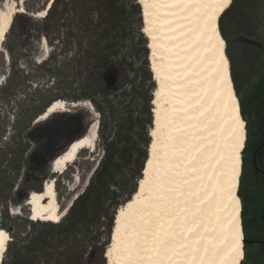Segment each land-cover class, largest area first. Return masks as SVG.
Wrapping results in <instances>:
<instances>
[{
  "label": "bare ground",
  "instance_id": "6f19581e",
  "mask_svg": "<svg viewBox=\"0 0 264 264\" xmlns=\"http://www.w3.org/2000/svg\"><path fill=\"white\" fill-rule=\"evenodd\" d=\"M26 1L0 10V46L14 15L24 13ZM231 1L137 2L155 84L152 128L136 193L115 215L106 264L242 261L237 190L245 131L218 29ZM45 14L38 12L35 18ZM66 112L65 103L55 102L37 123ZM96 143L94 121L84 137L54 160L51 174L67 173L83 151L94 152ZM24 207L33 223L57 225L67 212L56 203L53 181L40 193H31ZM9 241L0 228V264Z\"/></svg>",
  "mask_w": 264,
  "mask_h": 264
},
{
  "label": "trees",
  "instance_id": "16d2710c",
  "mask_svg": "<svg viewBox=\"0 0 264 264\" xmlns=\"http://www.w3.org/2000/svg\"><path fill=\"white\" fill-rule=\"evenodd\" d=\"M137 2L55 0L42 19L43 36L52 50L38 67L46 70L47 80H58L57 84L70 79L73 73L78 78L83 77L77 97L64 98L68 103L89 101L93 105L100 116L98 137L102 142L103 155L87 189L72 203L59 224L11 219L4 213L1 229L10 235V241L1 264H97L100 260L103 264L97 234L101 228L100 221L110 219L112 222V213H109L114 206L112 203L119 197L120 201L115 205L121 207L136 193L150 144L145 127L152 122L149 114L152 97L144 95V89L149 83L147 89L153 90L154 83L147 71V41L142 34L141 11ZM248 3L252 6L236 12H229V7L225 18L220 21L219 31L226 44L232 73L231 43L243 38L260 41L263 45L261 51L251 58L258 59L261 77L264 70V29L255 28L264 25L261 16L264 3L260 0ZM25 7L28 10L27 4ZM224 20L226 26L222 22ZM249 21L253 29H236ZM7 51L11 56V48L7 47ZM247 56L251 54L247 53ZM15 68L13 63L11 77L7 78L8 85H5L7 88L2 89L7 98L17 93L18 84L12 85L14 76L19 75ZM122 75H128L130 79L118 87V79ZM78 78L75 79L79 81ZM259 88L254 87L251 92L252 104L261 102L262 96H255ZM49 96L39 94L11 121L13 133L11 144H8L11 150L3 163H7L6 168L10 167L13 187L20 178L26 153L31 148V124L54 102ZM9 122L2 123L3 127ZM92 226L95 230L93 238L90 237Z\"/></svg>",
  "mask_w": 264,
  "mask_h": 264
},
{
  "label": "flooded vegetation",
  "instance_id": "af4514ba",
  "mask_svg": "<svg viewBox=\"0 0 264 264\" xmlns=\"http://www.w3.org/2000/svg\"><path fill=\"white\" fill-rule=\"evenodd\" d=\"M248 2L232 0L229 12H236L243 7L252 6ZM249 22H246L243 27H236V29H253L251 22ZM262 24H264V20ZM259 28L258 25L255 29ZM259 42L257 38L237 39L235 46L239 48L237 55H239L240 61H236L234 64L233 60V83L245 122L244 129L246 130L237 193L241 207L240 222L243 242V256L240 264H264V104L263 102L252 104L251 102V92L254 87L260 86L259 90L255 92V96L261 95L264 97V70L260 77L259 61L251 58L256 57L258 52L261 51L263 45ZM247 53H250L251 56H247ZM241 73L243 74L241 75ZM77 95L78 92H72L69 97L76 98ZM76 103H82V101ZM74 116L78 118V125L71 128L70 132L65 134L53 146H49V141L51 136L55 134L56 127L67 123L71 117L66 115L54 116L42 123H37L35 119L36 122L30 131L32 136L29 134L31 148L26 153V161L20 172V178L14 187L10 167L6 168L7 163H3L5 157L0 151V223L4 213L8 214L10 212L13 195L16 196L15 203L19 204L24 203L29 194L28 191L42 190L41 183L47 179L45 172L50 171L51 174V161L61 152L68 141L85 135H83V117L77 114H74ZM0 148H2L1 144ZM5 149L7 155L8 145ZM62 186L63 184L56 185V191H62Z\"/></svg>",
  "mask_w": 264,
  "mask_h": 264
},
{
  "label": "rangeland",
  "instance_id": "374dc122",
  "mask_svg": "<svg viewBox=\"0 0 264 264\" xmlns=\"http://www.w3.org/2000/svg\"><path fill=\"white\" fill-rule=\"evenodd\" d=\"M18 1L19 0H0V10L3 8V6L5 5L8 6L9 3H14L16 5ZM48 1L49 0H28L27 2L23 3L21 10H23L24 13L14 15V17L12 18V22L9 27L8 33L6 34L4 42L2 44V49L0 53V144L2 148H0V151L2 152V155L4 157L6 155L5 145L11 144L10 139L12 138V133H13L12 128H11L12 126L11 121L13 120L14 117H16V115H18L20 109L23 106H25L28 102L33 100L39 94H46L47 96L50 95L49 97L53 98L54 100L53 103L55 102H67L68 103L69 101H67L66 98L64 97H69V95L72 92H79L77 91V89L80 86L79 84L82 83L83 77L78 78V75L73 73L70 79L61 80V82L57 84L58 80L57 81H53V79L47 80V76L45 75L46 70L39 69L38 67L47 60L49 53L52 50L47 45V42L43 36L44 32H43L42 25H41V21L43 18L42 19L35 18V15L38 12H42L44 10ZM260 1L264 3L263 0H260ZM25 4H27L28 10L25 7ZM140 11H141V8H140ZM261 16H263L264 18V12ZM222 18H225V13L218 20V29H220L221 27L222 23H220V21ZM222 22L226 26V21L224 20ZM142 28H143V22H142ZM261 28L264 29V25L263 26L261 25L259 29ZM231 44L234 47L232 48V46H230L229 51L233 57L234 64H235L236 61L238 62L240 61V57L239 55H237L239 48L235 46V41H233ZM55 45L57 44L55 43ZM7 47L11 48L12 50L11 56L9 55V52L7 51ZM146 49H147V45H146ZM224 52L226 55V44H225ZM148 57H149V52H148V56L146 60L148 64L147 71L149 72L151 76V81L153 82L152 75L150 73L149 63H148ZM13 63L16 64L15 70L19 71V75L14 76L15 79L12 82V85L18 84V88H17V93L14 96L7 98L6 94L3 93L2 89L3 87L7 88V86L5 85L7 84V78L11 77L10 69ZM231 66L232 64L229 63L230 79H231L234 94L236 96L233 78L231 74L232 73ZM242 74L243 73H241V75ZM75 78H78L80 82L77 79L74 80ZM127 79H130L128 75H122L121 78L118 79L119 83L117 84V86L121 87L122 85H125L124 81L126 82ZM21 84L23 85V87H20ZM148 87H149V83L146 84V87L144 89V92H145L144 95L146 96L148 95V97H152L154 89L149 91L147 89ZM154 88H155V84H154ZM236 99H237V96H236ZM237 102H238V107H239L240 104H239L238 99H237ZM261 102H263L264 104L263 96L261 98ZM80 104H83V105L88 104L87 105L88 107L86 109L84 108L82 109L78 107L76 109L77 111L74 112V114L80 115L84 119L83 135L87 133L86 130L89 129V127L94 123V121L97 122V143L95 146V150L93 153H89L88 151H83L78 157V161L64 175H61V176L51 175L50 171H46L45 173L47 174V179L46 181H43V183H41L42 188H43V185L46 182L53 181L55 195L56 197H58V200H59L58 205L61 211L65 210V208H67L72 202H74L77 197L82 196L83 192L87 189V184H88L87 180L89 178V175L91 174L93 169L96 167V165L100 162L102 155H103L102 142H100L99 140L100 138L98 137L100 116L95 110V108L93 107V105L89 103L88 101H82V103ZM149 107H150L149 112H151L152 111L151 103L149 104ZM239 110L241 112V109ZM149 114L151 116V121H152V112ZM39 117H42V115ZM38 118H36L37 121H38ZM146 118H148L147 115H146ZM240 118L242 119L241 113H240ZM8 120H10L9 124L3 127L2 123H6L8 122ZM36 120L32 122L30 128H33V125L35 124ZM145 128L147 129L148 132H150L152 128V122L150 126H146ZM244 128H245V124H244ZM244 131L246 133L245 129ZM10 150L11 149H9V151ZM243 150H244V147H243ZM147 153H148V150H147ZM76 176H77V179L75 180L74 177ZM141 178H142V173H141L140 179ZM58 184L60 185L63 184L62 191H56L55 186ZM41 191L42 190L40 191L32 190L28 192L29 193H33V192L40 193ZM110 191H113V190L111 189ZM15 201H16V196L13 195L10 212L17 211L18 215L14 216L13 214H10V212H8L7 215L11 219L24 218V219L29 220V214H28L27 209L24 207L23 202L16 204ZM119 201L120 199L118 197V199H116L115 202L112 203L114 206L110 208L109 213L110 214L112 213V222L109 221L110 219L107 221H100L101 228L98 230V232L96 230L98 237H99L98 246L101 248V251L103 253V264H106V260L104 259V253L110 244V237L112 233L115 215L117 211L121 208L115 205V203H119ZM0 228H1V223H0ZM15 231L16 230H14V232ZM90 231L93 232V234L90 235V237L93 238L95 235L94 233L95 230H93V226L91 227ZM97 264H102V260H100V262Z\"/></svg>",
  "mask_w": 264,
  "mask_h": 264
},
{
  "label": "water",
  "instance_id": "95a60500",
  "mask_svg": "<svg viewBox=\"0 0 264 264\" xmlns=\"http://www.w3.org/2000/svg\"><path fill=\"white\" fill-rule=\"evenodd\" d=\"M52 0L50 1H48V3H47V6L45 7V12L47 13V11L49 10V8H50V6H51V4H52ZM5 39V38H4ZM0 48L2 49V45L0 46ZM64 103V102H63ZM66 104V106H67V112L66 113H58V114H55V115H53L52 117H54V116H64V115H66V116H70L71 118L68 120V122L67 123H65V124H61V125H59V126H57L56 127V132H55V134L54 135H52L51 136V138H50V141H49V146H53L58 140H60L65 134H68L69 132H70V130H71V128H74L75 126H77L78 125V118H76V116H74V112L76 111V109L81 105L80 103H76V104H67V103H65ZM78 105V106H77ZM73 106H76V107H73ZM46 111H48V110H46ZM46 111H45V113H46ZM45 113L44 114H42V116H44L45 115ZM52 117H49V119H51ZM48 119V120H49ZM47 121V120H46ZM88 131V130H87ZM30 136H32V134H30ZM84 137V136H83ZM82 138V137H81ZM81 138H78V139H72V140H70V141H68L66 144H65V146H64V148L61 150V152L51 161V165H52V163L54 162V160L56 159V158H58V157H60L61 155H63L64 153H66V151L70 148V146L71 145H73L74 144V142L75 141H77V140H79V139H81ZM98 166V165H97ZM97 166L93 169V171L91 172V174H90V176H89V178L92 176V174L95 172V170H96V168H97ZM30 194L31 193H29L28 195H27V197H26V199H25V201H24V203H23V205L25 206L26 205V203H27V200L29 199V197H30ZM56 203L57 204H59V200H58V197H56ZM59 206V205H58ZM70 206H71V204L67 207V208H65V210L66 211H68L69 210V208H70ZM30 210V209H29ZM30 220V219H29ZM242 244H243V242H242Z\"/></svg>",
  "mask_w": 264,
  "mask_h": 264
}]
</instances>
